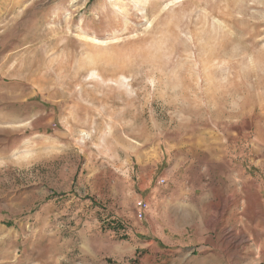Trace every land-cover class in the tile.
I'll list each match as a JSON object with an SVG mask.
<instances>
[{"label": "rangeland", "instance_id": "1", "mask_svg": "<svg viewBox=\"0 0 264 264\" xmlns=\"http://www.w3.org/2000/svg\"><path fill=\"white\" fill-rule=\"evenodd\" d=\"M0 264H264V0H0Z\"/></svg>", "mask_w": 264, "mask_h": 264}]
</instances>
